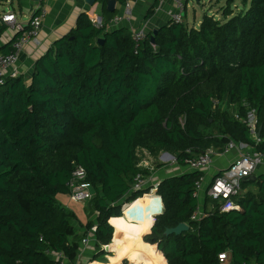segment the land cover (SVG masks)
Segmentation results:
<instances>
[{
  "label": "trees",
  "instance_id": "1",
  "mask_svg": "<svg viewBox=\"0 0 264 264\" xmlns=\"http://www.w3.org/2000/svg\"><path fill=\"white\" fill-rule=\"evenodd\" d=\"M106 1H100L101 26L80 13L35 61L28 80L18 75L0 84V264H58L53 255L59 252L75 262L79 241L93 225L90 261L102 255L113 223H131L121 217L122 205L148 191L133 189L137 174H151L138 164L139 148L153 155L167 151L179 164L189 156L187 148L192 154L220 152L230 139L264 154V0H242L239 11L226 0L221 18L205 13L197 27L168 20L138 42L126 25L107 28L117 11H108ZM6 27L0 22V34ZM16 37L0 52H11ZM223 100L238 118L221 108ZM251 108L259 142L242 121ZM77 164L90 183L86 209L96 213L95 223L82 224L57 198L70 193ZM201 175L192 170L160 181L163 211L143 242L154 211L144 213L138 250L126 257L149 256L148 264H222L218 255L225 252L228 264H264V173L241 181L240 187L255 184L258 190L234 198L239 210L220 211L218 201L205 195V215L191 220ZM110 217H118L112 225ZM180 222L188 229L164 234ZM118 238L115 228L112 244Z\"/></svg>",
  "mask_w": 264,
  "mask_h": 264
},
{
  "label": "crops",
  "instance_id": "2",
  "mask_svg": "<svg viewBox=\"0 0 264 264\" xmlns=\"http://www.w3.org/2000/svg\"><path fill=\"white\" fill-rule=\"evenodd\" d=\"M101 0L95 2L93 5H89L85 2V0H46L42 2L46 6V15L43 18L41 28L39 30V33L37 35V44L33 41H30L29 43L25 44L23 46V50L20 54L19 59V71L20 75L24 77L25 80H28L30 78V74L32 73V69L34 67L35 61L43 55L53 44V42L63 36H65L74 26L76 19L78 15L82 12H85L91 19H95L96 21H104L103 16V10H102V4L100 2ZM226 1V0H225ZM126 2H129L130 7V15L129 19H124L119 22V24L112 25L111 27L108 26L107 28H115L117 26L126 25L130 30L136 29V28H142L145 32L149 31L150 29L157 28L160 25L165 24L168 21V13L174 12L175 6L172 0H158V3L156 4V0H127ZM6 4L9 5V7L2 9L0 11V14L4 11H13L19 20L22 22H26L28 18L30 17L32 10L37 6L39 3L38 0H16V3L13 2V0H6ZM124 5L125 3H119L117 1L116 4V11L117 14H121L124 12ZM156 5L154 9V13L149 17L145 18L147 10L153 6ZM188 6V0H185V10ZM183 12V20L187 22L186 19V12ZM218 13H210L209 15H214L215 17H219ZM24 17H26L24 19ZM201 21V20H200ZM200 21L198 23L190 24L189 27L194 26L197 27L200 24ZM198 24V25H197ZM13 31L9 26L6 27V29L0 34V47L4 46L5 44H8L12 38ZM230 105V104H229ZM230 106H234L231 104ZM233 116L236 114L235 109L233 110ZM235 113V114H234ZM259 132V128H258ZM243 143V142H237V144ZM244 145L241 147L240 150L238 149H231L228 151H217L212 154L210 165L202 170V176L203 181L201 183V187L198 191L197 201H198V208L204 213L203 206L205 204V195H206V189L208 185L210 184L212 178L221 170L227 167L234 159L237 158V156L240 153H243L245 151H252L251 146L247 145L246 143H243ZM141 153L145 151V153H148L152 158L153 162H157L156 158H154L155 155L151 154L150 152H147V150L143 148H139L137 150ZM144 153V152H143ZM163 152H161V155ZM176 160V159H175ZM140 162H138L139 164ZM140 165V164H139ZM151 174L147 176L146 178H149L148 185H153V194H154V206H149V210H154L152 222L147 230L142 235L143 236L146 233H149L150 227L153 224L154 216L161 213L163 211V203L160 198V196L157 194V185L167 176L171 175H178L185 173L187 171H192L187 167L186 164H179L177 161H163L162 164L158 165L157 167L152 166L151 167ZM261 173H264V162L259 164L256 167V170L254 173L255 175H259ZM247 190H251L253 192H256L258 190V186L255 184H249L245 187H240L239 193L237 196L242 195ZM144 194V193H143ZM65 195V194H61ZM146 195V194H145ZM144 196V195H142ZM141 196V197H142ZM65 199H61V201L64 202L65 206L72 209L75 214L77 215L78 220L85 224L89 220L93 221L95 223L96 219V213L94 214H88L87 213V201L79 203L82 206V210H76L74 209V206H72V203H76L70 200L69 194L65 195ZM153 197V196H148ZM140 198L137 197L134 200L124 203L122 205V211L123 214L121 217H124L125 219H129L131 223H126L124 221H120L122 224H135L139 227V233H140V224L142 221V217L144 213L149 212L147 209L141 210L136 204V200ZM150 199H147L149 201ZM127 205H130L129 210L125 212V207ZM208 208H211L210 205L207 206ZM196 210V209H195ZM194 210V211H195ZM193 211V212H194ZM84 212L87 213V216L84 214ZM118 218V217H110L109 223L112 225L111 219ZM202 218V217H201ZM200 219V218H199ZM198 219V220H199ZM140 220V223L135 222ZM94 226V225H93ZM113 237L115 228L113 226ZM82 232V230H80ZM86 233L85 237L87 239V243L83 244L82 239L79 241V250L78 255L76 257L75 262L70 261L64 254H63V264H89L91 262H97L99 264H148L153 261L151 257H141L138 260H133L129 257H126L130 253H134L138 250L139 242L133 243H125V240L127 238H134V237H128L120 233V238L116 239L114 243L112 244L113 237L108 244H102L101 250H103V254L99 255V257L96 260L90 261V258L93 254L96 253V247L95 239L91 233ZM139 236H137L138 238ZM121 241V242H120ZM144 242V240H143ZM147 243V242H145ZM112 244V245H111ZM137 244V245H136ZM148 244V243H147ZM150 244V243H149ZM108 245H111L109 249ZM155 251L162 255V253L157 249L156 244H151ZM119 253L117 262H108L112 259H109L110 256H115V253ZM224 253V252H223ZM226 257L222 262V264H228V260L230 258L229 253H225ZM163 256V255H162ZM164 259V257H163ZM166 264V261H165Z\"/></svg>",
  "mask_w": 264,
  "mask_h": 264
},
{
  "label": "built area",
  "instance_id": "3",
  "mask_svg": "<svg viewBox=\"0 0 264 264\" xmlns=\"http://www.w3.org/2000/svg\"><path fill=\"white\" fill-rule=\"evenodd\" d=\"M46 0H38L37 6L32 10V13L26 22H22L18 19L17 15L13 11H4L0 14V22L5 23L13 31L12 36L17 37L12 41V51L3 54L0 52V84H2L7 77L13 78L20 75L19 71V59L23 50V46L30 41L37 44V35L41 28L43 18L47 11L46 6L42 3ZM175 6L174 12L168 13V20H172L175 23L183 21V12L185 10V0H172ZM130 7L129 2H125L124 12L114 15L108 22V26L119 24L124 19H129ZM103 22L96 21V26H101ZM134 39L138 42L143 39L145 31L142 28L131 29ZM15 34V35H14ZM238 118V115H234ZM242 121L246 124L248 132L256 142L260 141L258 135V121L255 113V109L251 108ZM243 143L237 144L233 140H228L223 151H228L233 148L240 150ZM214 149L207 148L206 150L192 154L191 148L186 149V153L189 156L185 157L184 164L191 170L201 171L210 165L212 154ZM192 154V155H191ZM264 162V154L255 151H245L240 153L236 159H234L227 167L221 169L211 180L206 189V195L218 201V208L220 211H229L232 209L239 210L240 204L234 200L240 190V183L246 176L255 172L256 167ZM141 166L142 162L139 163ZM149 178L143 177L137 174L133 189L148 188L145 194L153 192L154 186L148 185ZM203 176L195 181L193 195L198 196V191L201 187ZM68 187L70 189L69 198L73 202H85L92 197V191L90 183L86 180V171L83 166L75 165L71 176L68 180ZM205 214L197 207L191 214V220H198ZM95 230V226L91 227V231ZM82 243H87V239L83 238ZM219 260L223 261L226 257L225 252L220 253ZM53 257L57 260L58 264H63V253L59 252L54 254Z\"/></svg>",
  "mask_w": 264,
  "mask_h": 264
},
{
  "label": "rangeland",
  "instance_id": "4",
  "mask_svg": "<svg viewBox=\"0 0 264 264\" xmlns=\"http://www.w3.org/2000/svg\"><path fill=\"white\" fill-rule=\"evenodd\" d=\"M5 1L6 0H0V11L2 9L9 7V5L5 3ZM13 2L16 3V0H13ZM225 4H226L225 0H201L200 2H196L195 0H188V6L186 7V10H185L187 25L189 26L190 24L192 25L194 23H198V21L201 20L202 16L205 13L209 15L210 13L215 14V13L219 12V14H218L219 17H215V18H221V14H220L221 13L220 12L221 7L225 6ZM232 8L236 11H239L240 9H242L243 8L242 0H234L232 3ZM25 18L26 17H24V19ZM183 21H185V20H183ZM220 105H221V108L223 110H227L230 115H233V112H232L233 107L230 106L228 102L223 100L220 102ZM143 152L141 153L140 151H138V153H137L138 157H139V162H142L143 165L147 164L146 167H148L149 169H151L152 166L157 167L158 165L162 164L163 161H168V162L176 161L175 160L176 158L173 154H171L167 151H164V150L159 151L154 156V158H156L157 162H153V158L148 153H145V151H143ZM161 152H163L162 155H161ZM142 167H145V166H142ZM57 198L60 201V203L63 206H65L64 202L61 201V199L66 198L65 195L59 194V195H57ZM154 198L155 197L151 198V197H148V195H145L144 197L138 198L136 200V204H138V206L141 210H143V209L149 210V206L147 204L154 206V201H153ZM147 199H150V200L147 201ZM72 206H74V209H76V210H80V209L82 210V206L79 204V202L78 203L77 202L72 203ZM150 211H154V210L150 209L149 212ZM84 214L87 216L86 212H84ZM135 222L140 223V220L135 221ZM121 241L122 242L126 241L125 243L133 242L135 244V243L139 242V238H137V236H136L134 238H127V239L121 240ZM118 256H119V253L117 252V254L115 253V256L109 257V259H112V260L108 261V262H117Z\"/></svg>",
  "mask_w": 264,
  "mask_h": 264
},
{
  "label": "water",
  "instance_id": "5",
  "mask_svg": "<svg viewBox=\"0 0 264 264\" xmlns=\"http://www.w3.org/2000/svg\"><path fill=\"white\" fill-rule=\"evenodd\" d=\"M99 0H85V2L89 5H93L95 2H97ZM196 2H200L201 0H195ZM116 4H117V0H107L106 1V9L108 11H115L116 9ZM154 33H155V30H154ZM153 36H151V41H153ZM260 129V128H259ZM259 134V132H258ZM251 178H254V174H251L249 176H246L244 177L242 180H247V179H251ZM188 229V225L184 222H180L178 223L176 226H173V227H167L164 231V234L165 235H168V234H171V233H174V234H180L181 232L185 231Z\"/></svg>",
  "mask_w": 264,
  "mask_h": 264
},
{
  "label": "bare ground",
  "instance_id": "6",
  "mask_svg": "<svg viewBox=\"0 0 264 264\" xmlns=\"http://www.w3.org/2000/svg\"><path fill=\"white\" fill-rule=\"evenodd\" d=\"M115 228L118 231L128 237H136L139 236V227L135 224H122L120 221L116 220L114 223Z\"/></svg>",
  "mask_w": 264,
  "mask_h": 264
}]
</instances>
